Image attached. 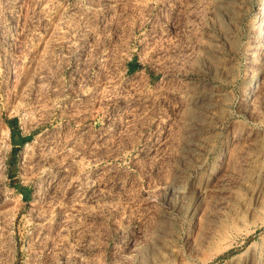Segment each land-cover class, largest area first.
Instances as JSON below:
<instances>
[{"label":"rangeland","instance_id":"1","mask_svg":"<svg viewBox=\"0 0 264 264\" xmlns=\"http://www.w3.org/2000/svg\"><path fill=\"white\" fill-rule=\"evenodd\" d=\"M256 42L264 0H0V264H264Z\"/></svg>","mask_w":264,"mask_h":264},{"label":"bare ground","instance_id":"2","mask_svg":"<svg viewBox=\"0 0 264 264\" xmlns=\"http://www.w3.org/2000/svg\"><path fill=\"white\" fill-rule=\"evenodd\" d=\"M257 40V39H256ZM255 41V40H254ZM257 43V42H256ZM259 43V42H258ZM255 44V45H252V46H254L255 48L253 49V53H254V55L256 56H260V55H262V54H264V45L262 44V45H259V44ZM252 44V43H251ZM256 56V57H257ZM259 59H260V57H259ZM186 95H187V92H185V91H183L182 92V94H179V93H176V96L179 98V99H185L186 98ZM220 227V226H219ZM220 228H222V227H220ZM250 229V228H249ZM242 231V230H241ZM248 232H249V230H248ZM247 232V233H248Z\"/></svg>","mask_w":264,"mask_h":264}]
</instances>
